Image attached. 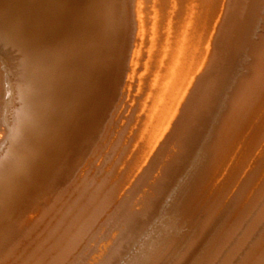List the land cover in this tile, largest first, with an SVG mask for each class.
Instances as JSON below:
<instances>
[{
	"label": "bare ground",
	"instance_id": "bare-ground-1",
	"mask_svg": "<svg viewBox=\"0 0 264 264\" xmlns=\"http://www.w3.org/2000/svg\"><path fill=\"white\" fill-rule=\"evenodd\" d=\"M0 264H264V0H0Z\"/></svg>",
	"mask_w": 264,
	"mask_h": 264
}]
</instances>
